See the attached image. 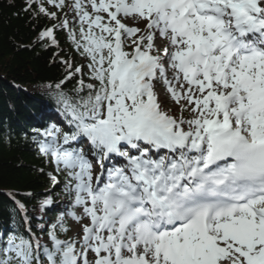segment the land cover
<instances>
[{"label": "snow or ice", "instance_id": "6c2138e0", "mask_svg": "<svg viewBox=\"0 0 264 264\" xmlns=\"http://www.w3.org/2000/svg\"><path fill=\"white\" fill-rule=\"evenodd\" d=\"M13 15L36 33L16 50L55 49L40 87L58 118L0 119V145L22 135L48 185L0 188V264H264V0H21Z\"/></svg>", "mask_w": 264, "mask_h": 264}, {"label": "trees", "instance_id": "16d2710c", "mask_svg": "<svg viewBox=\"0 0 264 264\" xmlns=\"http://www.w3.org/2000/svg\"><path fill=\"white\" fill-rule=\"evenodd\" d=\"M14 6H9V5ZM21 0H0V119L12 124L17 133L30 131L44 121L39 112L51 116L55 108L40 87L42 81L55 80L60 66L49 64L52 51L16 50L15 42L31 44L36 33L25 26L24 19L13 13L20 7ZM61 47L68 49L64 34L57 37ZM37 52L40 54L37 55ZM70 54V49L61 55ZM79 60V57H76ZM42 161L24 145L23 136L13 135L10 147L0 145V188L15 186L21 189L43 191L48 185L37 181L31 168ZM2 199V198H0ZM6 217L0 216V228Z\"/></svg>", "mask_w": 264, "mask_h": 264}, {"label": "rangeland", "instance_id": "374dc122", "mask_svg": "<svg viewBox=\"0 0 264 264\" xmlns=\"http://www.w3.org/2000/svg\"><path fill=\"white\" fill-rule=\"evenodd\" d=\"M172 103H173V102L170 101V102H169V105H171Z\"/></svg>", "mask_w": 264, "mask_h": 264}]
</instances>
